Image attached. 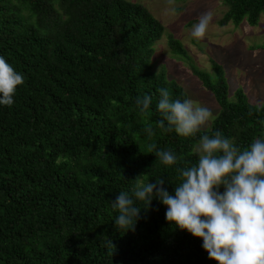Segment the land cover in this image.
<instances>
[{
	"label": "trees",
	"instance_id": "1",
	"mask_svg": "<svg viewBox=\"0 0 264 264\" xmlns=\"http://www.w3.org/2000/svg\"><path fill=\"white\" fill-rule=\"evenodd\" d=\"M221 2L220 26L253 27L264 15V0ZM163 33L137 0H0V56L24 77L14 104L0 105V264H216L202 239L166 220L157 199L146 211L136 202L134 230L115 227L112 203L120 192L131 195L138 175L145 183L164 178L174 195L177 170L198 162L193 149L203 132L220 131L241 150L264 137V105L242 90L229 101L214 60L211 75L190 66L219 107L210 128L183 138L157 127L158 89L187 98L151 70ZM167 45L189 66L178 40L169 36ZM145 95L152 102L141 115L136 100ZM158 150L172 151L177 163L163 165Z\"/></svg>",
	"mask_w": 264,
	"mask_h": 264
},
{
	"label": "clouds",
	"instance_id": "2",
	"mask_svg": "<svg viewBox=\"0 0 264 264\" xmlns=\"http://www.w3.org/2000/svg\"><path fill=\"white\" fill-rule=\"evenodd\" d=\"M211 19L210 13L201 14L191 27V37L202 40ZM23 83V75L0 56V105L11 107L17 86ZM158 92L160 129L195 138L212 119L211 110L192 99H172L166 88ZM151 102L149 95L137 97L141 115L148 113ZM144 132L153 136L152 125H147ZM150 148L154 150L155 145ZM193 151L198 162L177 170L180 183L175 186L174 195L164 187V178L145 183L143 173L133 180L131 195L119 193L112 203L119 212L116 229L134 230L142 210L136 202H143L146 211L157 199L167 208L166 220L202 239L208 258L216 264H264V137L241 150L220 131L211 136L203 132ZM155 156L165 166L177 163V156L170 150L155 151ZM110 244L113 246L111 241Z\"/></svg>",
	"mask_w": 264,
	"mask_h": 264
},
{
	"label": "rangeland",
	"instance_id": "3",
	"mask_svg": "<svg viewBox=\"0 0 264 264\" xmlns=\"http://www.w3.org/2000/svg\"><path fill=\"white\" fill-rule=\"evenodd\" d=\"M163 25L164 33L154 45L151 61L153 72H163L178 83L187 98L207 107L212 119L208 130L219 113L213 95L191 73L190 66L213 74L211 60L222 66L228 85V100L242 90L250 103L264 105V15L256 26L246 23L235 27L220 26L218 21L226 12L221 0H137ZM210 13L211 21L205 37L199 42L190 35L191 27L201 14ZM178 40L187 50L192 62L186 64L173 56L167 45L168 37Z\"/></svg>",
	"mask_w": 264,
	"mask_h": 264
}]
</instances>
